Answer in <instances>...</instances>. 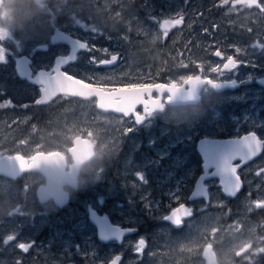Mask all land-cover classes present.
<instances>
[{
  "label": "flooded vegetation",
  "instance_id": "af4514ba",
  "mask_svg": "<svg viewBox=\"0 0 264 264\" xmlns=\"http://www.w3.org/2000/svg\"><path fill=\"white\" fill-rule=\"evenodd\" d=\"M149 1L151 0H146L145 2ZM7 2L0 0V32L4 34L2 37L9 39L8 43L10 44V48H7V50L3 49L8 52L6 63L10 65L16 82L22 84V87L27 86L35 90L36 96L32 101L33 106L37 105L40 108L49 107L62 97L73 101L82 100L78 97L57 93L47 103L36 104L35 101L41 97L40 86L32 83L25 75L21 74L22 77H20L17 66L20 65L22 71L27 69L29 74L31 70L33 73L41 69L51 71L55 67L56 59L61 57L66 59L72 55V44L68 40L52 41L51 38L56 34V31L68 36L69 40L86 42L90 48H93L91 40L72 30V32L67 31L66 26L69 19L67 20L66 16L57 17L55 14L61 6L58 0H18L15 3ZM186 2H190V0ZM115 8L116 5L113 4L111 8L112 12ZM225 8L226 12L222 10L223 8H220L218 14L222 16L223 13H226L224 16H234L241 22L240 30L238 29L240 37L237 35V41L230 43L231 46H228L229 40L225 43L221 41V44H224L222 50L215 49L213 53V57L217 59L214 68L218 66L222 68L223 64L227 63V58L232 57L233 60L238 62L237 69L220 75L217 72H213L212 69L208 72L205 67L200 69L199 64L192 62L191 66L196 65L200 71L189 74L180 84L169 81L165 75H161L160 79H155L151 82L147 80L140 83L145 86L149 84H175L179 88L182 87L184 92H189L190 85L186 84L185 80L198 81L197 89L190 92V94L192 92L195 94L194 101L190 100V94H182L184 99L179 94L180 99L182 98L184 103L174 105V96L176 97V95L172 96L171 100H168L169 93L167 91L162 92V94L153 91L152 98L156 102V106L151 113V124L146 127L145 125H135L131 117H125L122 113L112 111L111 108L104 109L105 112L103 113L97 109L96 98L89 99L90 101H95V109L102 116L109 118V120L113 118L115 119L114 125H119L120 128L122 126L120 132H122L121 135L124 137L125 143L124 139L120 137L124 144V148L120 151L133 150L131 164L127 166L122 165V161L128 155V152L123 154L119 151L112 154L109 158L103 156L99 166L96 165L100 157L99 146L102 142L100 140L97 142L89 134L87 136H75L72 138L71 144L65 152L57 149L35 151L28 157L20 153L12 155L3 154L7 156L20 155L27 162H30L31 157L37 153L45 155L59 154L61 157L57 156V158L60 161L56 163L51 161L50 164L52 165L48 167L49 174L53 176L51 178L59 174L58 168L61 166V160L63 161V173L69 172V167L73 164L69 150L73 147V140L76 137L90 141L93 145L94 158L89 163L80 167L75 180L63 181L61 189L63 191L67 186L68 191L66 192L67 201L62 206L39 199L37 194L38 188L47 186V178L41 172H23L15 179L0 175V214L2 209L7 208L8 204V195H4V186L2 185L6 181L19 184V201H16V205L20 206L21 209H24L27 204V196L32 189L38 210L37 217L33 219L34 223L38 225L40 220H47L39 224L37 233L31 234L25 241L16 243L14 239L7 244L4 243L8 236L6 233H12L13 231V204L10 201V211H6L9 216L0 218V264H26L31 261L30 257L33 260L31 264H65L70 256H73L76 262H79L80 259L76 253H81L83 241L85 242L88 254L87 260L81 261L82 264H112V260L117 256L120 257L117 264H125L127 255L131 258L138 254V251L134 254L130 251L134 249L135 244L141 238L147 244L148 241H153L157 232L163 227H168L170 232L176 236L182 234L186 230L187 224L198 216V209L196 206L194 207V204L203 202L205 205H209L210 194L215 188L220 191V197H223L227 204L222 208V212L224 210V213H226L234 208L235 202L242 198L246 191L244 182L246 175L242 174L244 168L258 158H261L264 155V149L245 164L241 160L232 162L233 165H238L237 175H239L241 180V189L233 197H226L222 194L219 179L214 176L216 170L215 164L206 163V158L208 156L207 152L210 153V149L213 148L211 147L212 145H209L215 142L237 140L251 133H255L258 139L264 141L260 130L250 127L249 120L244 118L245 116H253L254 120H257L259 117L264 118V12L256 9L258 13H255L253 17L247 18L246 16L237 14L231 4ZM4 9H7L11 13L13 12L16 17L12 15L1 16ZM23 9L27 13L23 14ZM239 10L245 11L241 8ZM113 17L120 18L118 20L120 24L118 30H124L125 27L128 29L124 25V18L121 15L113 16L110 14L103 16L104 19L108 18L109 25H111L112 21H115L112 19ZM18 23H25V26L19 29ZM3 25L6 27L3 28ZM10 25L11 27H9ZM183 27L184 21H182L180 27L175 25L169 28L167 35H171L177 29ZM165 41H167V37H165ZM4 44L5 42L1 39L0 46L3 47ZM171 48L183 49V45L174 43L162 46L161 50H164L161 53L162 56L164 53L168 54V50ZM217 51L221 53L220 56L215 55ZM88 54H91V51L77 49L75 58L62 65L61 71H66L69 75L82 80L92 87H100L96 83H87L85 79L79 78L74 73V70H76L81 61L88 63L85 60ZM111 55L117 56L116 62L108 65L91 62L92 66L97 71L110 72L120 64V55L114 53L100 58L110 59ZM184 56V52H180V55L171 63H184ZM23 61L27 63H22ZM90 61H92V58H89ZM185 70L186 68L180 65L176 71H172V75L174 72H184ZM228 78L235 81V83L228 84L220 89L206 82L213 80L214 82L221 83ZM121 88H125V86L106 87L108 90ZM254 94L263 98L254 99ZM11 106L12 104H10ZM33 106L25 99L24 104H13L11 109L14 114L26 115L32 109H35ZM256 106L259 110L258 112H256ZM174 110L182 113L183 121L173 122V119L166 121L169 114ZM136 111L143 113L142 105H137ZM129 127L135 130L126 133L125 129ZM105 128L113 130L109 124ZM111 134L115 136L114 132ZM108 135L109 133H106L105 136L107 137ZM203 141L205 142L199 151L198 145ZM132 142H134V148H130ZM206 143H209V145L206 146ZM173 157L175 158L174 161ZM142 163H146V165L143 166ZM87 166H94L95 170L90 173L84 171V168ZM137 173L142 174L147 183L141 181ZM32 175L38 176L39 181L29 187L30 179L27 177ZM199 187L207 189V198L196 196V198L191 199L192 194H195L196 188L198 189ZM41 194L47 195V191L44 190ZM73 196L76 201H74ZM175 197H177L176 200ZM9 198L11 199V195H9ZM78 199L80 202L88 203L86 210H83ZM90 200H101L100 203L96 201V204H99L98 208L90 206ZM115 202L117 203V207L120 208L132 207V218L141 219L140 223L135 224L116 212H112L111 208ZM181 203L192 209L191 216L182 218L179 226H175L163 219L164 216L170 215L171 210L179 207ZM48 205H52L58 210L56 213L49 214L44 218L42 213L47 212ZM67 208H80L84 217L73 215L66 210ZM215 209L216 207L210 206L206 211ZM98 218L106 221V226L103 227L102 232H99L98 229ZM249 219L251 222L259 225L260 221H264V214L259 210L249 214ZM80 220L85 222V227L80 224ZM262 230L263 225H259L255 239H264V232ZM29 242L33 243L27 252L18 247L19 243ZM251 249L252 247L248 245L239 246L234 251V259L239 260V258L247 256ZM184 253H187V257L191 259L192 264H210L209 258L212 255L214 256H212V259H215V264H222L218 252L214 249L213 244L209 242L203 243L195 254ZM104 255H107V257L105 258ZM146 260L144 257V259L137 260L134 264H143ZM156 263L163 264L161 260L157 262V255H155ZM235 264L246 263L238 261ZM258 264H264V255L259 258Z\"/></svg>",
  "mask_w": 264,
  "mask_h": 264
},
{
  "label": "rangeland",
  "instance_id": "374dc122",
  "mask_svg": "<svg viewBox=\"0 0 264 264\" xmlns=\"http://www.w3.org/2000/svg\"><path fill=\"white\" fill-rule=\"evenodd\" d=\"M5 1H8L7 3L18 2V0ZM58 1L61 6L55 14L57 17L66 16L67 20L69 19L66 26L67 31L76 32L90 39L93 49H99V51H91V54L85 58L88 63L81 61L74 73L79 78L85 79L87 83H96L105 88L128 87L147 80L151 82L160 79L161 75H165L169 81L175 84H180L189 74L200 71L202 67H205L208 72L216 64L217 59L213 57L215 49L222 50L223 48L224 44H221V41L225 43L229 40L228 46H231L230 43L237 41L236 36L240 37L238 29L240 30L241 22L234 16H224L226 13L220 16L218 10L223 8L222 10L226 12L225 7L231 4L237 14L247 18L258 13L257 8H247L242 4H234L233 0H228L227 4H224L222 0H190V2H186L187 0H151L149 2H145L146 0ZM113 4L116 5V8L112 12ZM19 8L21 7L19 6ZM239 8L245 11L239 10ZM22 13H27V11L23 9ZM110 14L113 16L121 15L124 18V25L128 29L125 27L124 30H118L120 18L117 17H113L112 19L115 21L109 25L108 18L104 19L103 16ZM7 15L16 17L13 12L4 9L1 16ZM181 15L183 16L184 27L177 29L171 35L164 36L160 28L162 21L178 19ZM77 21L80 22L79 25H77ZM24 26L25 23H18L19 29ZM2 27L5 28L6 26L3 25ZM92 28H95L96 31H91ZM2 36L4 34L0 32V40L5 42L3 47L0 46V49L7 50L10 48L9 39ZM138 37L140 39H136ZM153 37L159 38L153 41ZM165 37H167V41H165ZM174 43L182 44L183 49L171 48L168 50V54L164 53L162 56L161 53L164 50H161V47ZM104 49L108 51L104 52ZM182 51L185 55L184 63H171ZM114 53L120 55V64L108 73L97 71L92 66L91 61L89 62V58L95 57L96 60H99ZM192 62L199 64L200 69L196 65L191 66ZM180 65H183L186 70L174 72L172 75V71H176ZM35 96L36 93L33 88L22 87V84L16 82L8 63L0 62V105H4L0 107V156L20 153L28 157L35 151L53 149L65 152L70 146L72 138L87 136L89 132L97 142L99 140L102 142L99 146L100 157L96 164L98 166L103 156L109 158L124 148L123 140L120 138L124 139L121 135L122 132H120L122 126L120 128L119 125H114L115 119L109 120V118L102 116L95 109V101H73L62 97L51 106L40 108L37 105L33 106L32 101ZM253 98L258 100L263 97L254 94ZM25 99L35 109L26 115L14 114L11 109L13 104L22 105ZM10 104H12L11 107ZM258 111L256 106V112ZM244 118L249 120L250 127L259 129L264 138V118L259 117L257 120H254L253 116H245ZM172 119L173 122L184 120L182 113L177 110L170 113L166 121ZM108 124L113 130L105 128ZM113 132L115 136L111 134ZM106 133H109L107 137L105 136ZM130 148H134V142L131 143ZM120 152L123 154L128 152L122 161V165L131 164L133 150ZM142 165L145 166L146 163H142ZM262 168H264V155L244 168L242 174L246 175L244 179L246 191L242 198L235 202L231 211L224 213L223 210L222 212V208L227 204L225 199L220 197V191L215 188L210 194L209 205H205L203 202L194 204V207L196 206L198 209V216L187 224L186 230L182 234L176 236L170 232L168 227H163L157 232L153 241H148L137 255L131 258L127 255L125 264H134L144 257L147 260L143 264H155V255H157V262L161 260L163 264H192L191 259L184 252H189L191 255L195 254L205 242L213 244L222 264H235L238 261L246 264H258L259 258L264 255V239H255V235L259 225H263L262 232H264V221H260L259 225L253 223L249 219V214L259 210L264 214V207L257 208L254 203L264 201V173L259 176L256 175ZM94 170V166L84 168V171L88 173ZM27 178L30 179L29 187L39 181V177L36 175ZM2 185L4 186V195H8V204L6 209H2L0 218L9 216L6 213V211H10L11 203L9 202L12 201L13 204V231L6 234L14 235L16 243L25 241L31 234L37 233L39 224L47 220H40L38 225L34 223L33 219L37 217L38 210L32 189L27 196V204L24 209H21L20 206L16 205V201H19V184L4 181ZM9 195H11V199ZM73 199L76 201L74 196ZM176 199L177 197H175ZM96 201L101 202V200H90V206L98 208L99 204H96ZM79 203L83 210L87 209L88 203L80 201ZM210 206L216 207V209L206 211ZM57 210L56 207L48 205L47 212H43L42 216L46 218L47 215H52ZM66 210L73 215L84 217L80 208H67ZM131 210L132 207H117L116 202L111 208L112 212L125 217L128 221L139 224L141 219L132 218ZM80 224L85 227L84 221L80 220ZM83 238L85 239L84 236ZM242 245L251 246L250 253L239 258V260L234 259V251ZM136 246L137 244L130 251L131 253H137ZM87 254L83 241L81 253H76L80 259L79 262L70 256L65 264H82L81 261L87 260ZM104 257L106 258L107 255ZM30 260L26 264L33 262L31 257Z\"/></svg>",
  "mask_w": 264,
  "mask_h": 264
},
{
  "label": "snow or ice",
  "instance_id": "6c2138e0",
  "mask_svg": "<svg viewBox=\"0 0 264 264\" xmlns=\"http://www.w3.org/2000/svg\"><path fill=\"white\" fill-rule=\"evenodd\" d=\"M222 2L227 4L228 0H222ZM233 3L242 4L247 8L255 7L261 12H264V0H233ZM182 21V15L178 19L164 20L160 25L164 36H167L168 29L170 27L181 24ZM79 24L80 22L77 21V25ZM91 31L95 32L96 29L92 28ZM158 38L159 37H153V41ZM51 39L53 42H55L57 40H69V37L65 36L59 31H56V34L52 36ZM69 42L72 44V55L68 56L66 59L63 57L56 59L55 67H53L51 71L41 69L33 73L31 70L30 74L28 73L27 69L22 71V75H25L32 83L38 84L40 86L41 97L35 101L36 104L47 103V101L57 93H62L65 96L70 95L74 97L79 96L86 98L95 96L98 98L99 108H111L117 113H122L125 117H131L135 125H145L147 127L151 124V113L156 106V102L152 98L153 91L161 94L162 92L167 91L169 93L168 100H171L173 95H188L191 91L197 89L198 81L194 80H185V83L190 85L189 92H184L182 88H179L175 84H149L147 86L144 84H135L129 85L125 88L112 90H108L103 87H91L82 80L76 79L74 76L69 75L66 71H61V66L75 58L77 49H85L88 51H99V49L90 48L86 42H81L79 40H69ZM103 51L107 52L108 50L104 49ZM237 51H239V49H237ZM7 55L8 52L0 49V62H6ZM215 55L220 56L221 53L217 51ZM116 60L117 56L111 55L110 59H100L99 61L93 57L91 62L99 63L101 65H108L116 62ZM22 63L26 64L27 62L23 61ZM237 68L238 62L233 60L232 57H228L227 63H224L222 68L218 66L212 68V71L217 72L220 75H224L225 72H232ZM249 79H251V77H249ZM206 82L211 83L213 87L218 89L225 87L228 84L235 83V81L231 80L230 78L221 83L214 82L213 80H208ZM137 105H142L143 113L136 111ZM3 106L4 105H0V107ZM25 107H27V105H25ZM134 130V128L129 127L125 129V132H132ZM89 136H91V132H89ZM230 145L229 151L224 153L218 159L209 161V163H215V175L221 177L220 184L223 186V191L229 196H236V194L241 189V180L239 175H237L238 165H233L232 161L239 157L240 160L244 162L251 159L253 156H256L262 149H264V141L258 139L255 133H251L241 139L231 141ZM20 165L23 167L24 161L21 160ZM261 173H264V168L260 169L256 175L259 176ZM137 176L141 181L147 183L142 174L137 173ZM194 195L207 198L208 191L205 187H199ZM254 203L257 208L264 207V201H256ZM191 215L192 209L181 203L179 207L172 209L170 215L164 216L163 219L171 221L174 225L179 226L184 216ZM14 239V235H8L4 243L7 244L9 241ZM32 243L33 242L19 243L18 247L24 252H27L32 246ZM144 244L145 241L143 238H141L137 243L136 250L138 252L141 251ZM119 259L120 257L117 256L114 260H112V264H117Z\"/></svg>",
  "mask_w": 264,
  "mask_h": 264
},
{
  "label": "water",
  "instance_id": "95a60500",
  "mask_svg": "<svg viewBox=\"0 0 264 264\" xmlns=\"http://www.w3.org/2000/svg\"><path fill=\"white\" fill-rule=\"evenodd\" d=\"M180 25H182V23L178 24L179 27H180ZM170 28H172V27H170ZM17 71L20 74V77H22V75H21L22 70H21L20 65L17 66ZM180 88H182V87H180ZM59 94H62V93H59ZM180 95L184 99L183 95L182 94H180ZM180 95L177 94L176 97L173 95L174 96V103H173L174 105L179 104V103L180 104L184 103V100L182 98L180 99ZM190 95H191L190 100L194 101L195 100L194 99L195 94L192 92ZM77 97L81 98L82 100H89L91 98H96L97 109L103 113L105 112L104 109H101L98 107V98L97 97H95V96L87 97V98L86 97H79V96H77ZM177 98H178V100H177ZM231 141H234V140L215 142V143H212L210 145H209V143H206L205 144L206 146L212 145L211 147H213V148L210 147L211 149L209 148L211 150L210 153L207 152L208 156L206 158V163H209V161H214L215 159H218L220 157V155L222 156L224 153L229 151L230 146H231L230 145ZM204 142L205 141L201 142L198 145L199 151H200L202 144ZM69 154L71 155L72 160H73V164L69 167V172L63 173V161L61 160V166H60V168H58L59 174L54 178H51L53 176L51 174H49V172H48L49 168L48 167H49V165H52V164H50L51 161H53L55 163L60 161V159L57 158V156H59V157H61V156L57 153H53L50 155L37 153L31 157L30 162H27V160L22 158L20 155H15V156L3 155L0 157V175L6 176L7 178L15 179L16 177L20 176L23 172H30V171L41 172L47 178V186L38 188L37 194H38L39 199L43 200V199H41L40 196H41L42 191L46 190L47 195L48 194H57V199H56L55 203L58 206H62L67 201V193L60 195V193L63 192L61 189V187L63 186V181L64 180H70V181L75 180L80 167L89 163L94 158L93 145L90 143V141L88 139H83V138L81 139V137H76L73 140V147L69 150ZM216 154H217V156H216ZM21 160L24 161L23 167H21V165H20ZM237 160H240V158L237 157L232 162L237 161ZM247 162H248V160L244 161L243 163L245 164ZM60 170H61V172H60ZM214 176H216L219 179V186L221 187L222 194L226 197H233V196H229L227 193H225L223 191V186L220 184L221 177L218 175H215V172H214ZM196 191H197V188L195 190V193H196ZM194 198H196V195L192 194L191 199H194ZM183 218H187V216H184ZM98 221H99V226H98L99 232H102L103 227L106 226V221L102 220L101 218H98ZM168 222L172 223L171 221H168ZM212 256H211V258H209V261H210L209 263L215 264V259L213 260Z\"/></svg>",
  "mask_w": 264,
  "mask_h": 264
},
{
  "label": "clouds",
  "instance_id": "9594fccd",
  "mask_svg": "<svg viewBox=\"0 0 264 264\" xmlns=\"http://www.w3.org/2000/svg\"><path fill=\"white\" fill-rule=\"evenodd\" d=\"M67 191H68V189H67V186H66L64 188L63 192L60 193V195H63ZM41 199H43V200H45L46 202H49V203H55V201L57 199V194H48V195L41 194Z\"/></svg>",
  "mask_w": 264,
  "mask_h": 264
}]
</instances>
